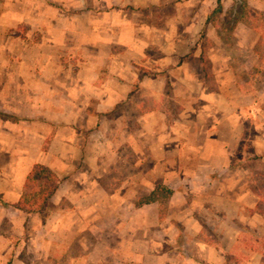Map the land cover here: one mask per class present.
<instances>
[{"label": "rangeland", "instance_id": "1", "mask_svg": "<svg viewBox=\"0 0 264 264\" xmlns=\"http://www.w3.org/2000/svg\"><path fill=\"white\" fill-rule=\"evenodd\" d=\"M103 2L80 0L70 6L51 2L65 18L82 11L99 16L95 30L103 36L101 42L107 43L102 51L101 45L95 46L96 38L88 41L83 26H70L61 34L60 25L53 33L39 31L37 35L30 33L31 25L0 24V109L30 119L17 123L0 119V200L5 191L15 197L26 168L38 160L68 168L86 184L85 192H92L96 185L89 182L98 179L107 191L119 194L103 205L99 219L94 207L85 217L78 210L71 217L69 213L80 203L66 200L50 207L44 223L38 213L27 214L11 201L7 207L0 203V264H11L17 257L22 260L19 264H80L88 262L97 238L114 241L117 231L104 229L112 224L111 205L121 200V192L136 193L137 200L154 187L153 182L142 183L147 179L141 174L131 176L133 170L147 171L146 163L144 168V162L136 167L135 162L148 155L146 151L159 135H165L168 142L180 135V155L186 162L194 161V166L181 171L196 176L186 190L188 203L203 224L205 219L217 224V207L226 203L231 220L243 223L241 213L258 211L264 228V0H221L223 11L206 26L205 37L202 28L216 0ZM0 22H4L1 13ZM106 50L122 54L123 61L108 59L101 65L112 73L106 67L99 74L88 69L80 73L83 65L91 67L95 56L103 57ZM123 65L127 72L115 73ZM117 74L129 79V99L114 106L101 127L77 128L72 134L81 143L91 133L90 141L107 150L97 163L101 172L87 171L86 162L74 149L64 153L52 147L47 152L52 136L45 137V129L52 124L56 132L66 135L68 130L58 118L83 108L86 99L81 87L91 82L100 90L99 82L119 84L111 78ZM49 109L58 123L43 115ZM112 112L123 117L107 119ZM93 148L86 153L90 162H95L97 147ZM73 165L77 167L72 169ZM79 169L82 174H77ZM221 177L225 181L214 182ZM156 202L161 217L166 215L169 198ZM84 206L86 201L81 202ZM96 224L103 226L99 234L90 230Z\"/></svg>", "mask_w": 264, "mask_h": 264}, {"label": "crops", "instance_id": "2", "mask_svg": "<svg viewBox=\"0 0 264 264\" xmlns=\"http://www.w3.org/2000/svg\"><path fill=\"white\" fill-rule=\"evenodd\" d=\"M50 1H64L65 3L63 4L65 6H70L76 5L80 0L0 1V13L4 19V22H0V24L31 25L30 33H37V35L39 31L42 33H49V31L53 33L60 25L64 28V30L60 31L61 34L66 33L67 29L70 30V26L74 25L75 28L83 26L82 29L84 33L87 34L86 38L89 37L88 41L93 42L95 40L94 38H96L94 41L96 42L95 46L98 47V45H101V51L105 49L107 43L104 45V43L101 42L103 36H101V33L97 32V29L95 30V24L101 21L99 16H94L88 13L89 11H82L71 17L68 16L65 18L63 14L57 12L56 9L52 7ZM102 1H105L103 3L107 5H112L116 2L119 4L121 0ZM121 5L125 4L122 3ZM66 23L68 25H66ZM107 41L113 42L114 40L107 39ZM38 45L42 46V44ZM110 45L112 46V44ZM95 59L91 67L83 65L80 73L86 71V69H88V71H93V73L95 72V74L103 73L106 71V69L103 68L106 66L101 67L104 61L108 59L112 61H116L117 59L123 61L122 54L114 53L113 50H106L103 57L96 55ZM106 68L108 69V66ZM115 69V73H121L122 71L127 72V68L124 67V65ZM108 70L112 73L110 69ZM43 71L47 72V68ZM111 78H117L120 83H115V85L112 86H104L105 84L99 82L102 86L100 90L91 82H89L90 84L85 83L81 87L84 91L82 92L81 90V93H83L84 99L86 100L81 103L83 108L80 112L77 114L69 113L64 115L63 118L58 116V122H64V127H60L68 130V132H65L66 135L56 132V126L52 124L49 125L48 129H45L44 136H52L49 142L50 147L47 149V152L52 147L64 153H68L69 150L74 149L73 151L79 152L80 157L86 162L87 166L85 168H87V171L88 169H94L96 173L97 171L101 172L99 170L100 166L97 163L98 160H102L107 150H104L99 144L97 145V141L95 143L90 141L91 133H89V136H87L85 140L80 136L81 139H83L81 143L74 141L72 139V134L74 131H77V128H90L92 126L95 129L97 126L101 127L103 119L108 116V113L113 110L114 106L119 103H125L129 99L130 88L129 84L126 83L129 79L126 77L124 79L121 78L120 74L112 75ZM95 79L98 80V78ZM92 108L95 112L92 111ZM47 112L48 114H46ZM52 113V110L49 109L43 112V115L46 117L49 115L50 118L48 117L47 119L51 123H58L51 118L53 117L51 116ZM116 114L117 113L112 112L107 119L116 120V117L119 116ZM120 116L123 117V115ZM150 116L151 115H149V117ZM28 120L30 119L27 118V120L21 121ZM88 122H91V125ZM79 132L82 131L79 130ZM148 132L151 133L150 130ZM164 136L159 135L158 140L150 145L149 151H146L148 155H144L137 163L135 162V167L144 162L143 167L145 168L147 164V168H145L147 171L136 172L133 170L131 179H134L138 173L137 175L141 174L147 179L141 181L142 183L147 184L153 182L152 185L154 187L158 182L165 183V185H169V182L170 184L175 183L176 187L172 185L168 186L173 190L172 195L169 197V202L171 203L169 212L161 217L158 202L155 201L137 207L134 204L136 193L129 192V194H126L121 192V196H119L121 200H117L119 203L116 204L117 201H115L111 205L110 214L112 216V224L104 228L111 229L114 232L117 231L115 240L110 242L97 238V240L91 244L92 251L91 253L89 252L87 258L88 262H81L80 264H264V228L262 226V221H260V218L258 219V217L262 215L258 211L253 212L252 215H245L240 212L241 218H245L243 223H240L238 220L233 221L231 220L232 215H230L229 212V205L221 203L220 205L217 204L218 207L216 206L218 211L217 224H212L211 220L209 221L207 219H205L206 224H203L194 214V210L191 208L192 206L188 203L189 193L186 190L187 185L195 183L196 176H191V174L181 171L194 166V161L188 160L186 162V157L182 156V154L180 155L183 140L180 135L175 138L173 137L174 142H168V139H163ZM94 145L97 147L95 150V162H90L86 153H91V151L95 149L93 148ZM153 145L156 146V149L152 147ZM40 149L41 146H39V150ZM210 158L213 157H208L209 160ZM35 163H41L47 166L61 179L58 189L50 198L52 205H57L62 200H66L75 205L76 203L77 205L80 203V206L72 209L73 213H69L71 217H74L77 210L81 218L85 217L86 213L94 207L93 213H95L96 218L99 219L103 216V212H99L100 209L103 208V205L108 206V203L114 201L116 196L119 195L118 191H107L104 183L98 179H96L95 182H89L93 186L96 185L95 189L93 191L91 190L92 192L90 193L85 192L84 190H86V187L84 185L86 184L84 183L82 185V180L77 178L70 170L68 171V168L62 170V168L53 167L50 163L38 160L29 164L26 168L23 175L24 178L21 180L19 190L16 192L15 197H12L10 193L5 191L2 201L5 203L7 201L15 203L19 200L23 192L25 178ZM73 166L72 169L77 167V165ZM81 171L82 169H79L77 174H82L83 172ZM98 175H104V173ZM208 180L209 179H205V181ZM223 181H225V178L222 177L214 180L215 183ZM141 182L138 184H141ZM131 183L137 184L132 180ZM154 187H150L149 191H152ZM85 201L88 210L86 206L81 208V202ZM7 206L8 204L6 207ZM54 213L55 212H53L51 216H54ZM221 221L225 225L223 228H220ZM226 221L231 222L233 227H227ZM93 227L95 228H90V230L95 234H99L100 231H103V226H98L96 224V226ZM48 228V226H44L45 230ZM92 253H95V256ZM19 262L22 263V260L17 257L15 260L13 259L11 264H19Z\"/></svg>", "mask_w": 264, "mask_h": 264}, {"label": "trees", "instance_id": "3", "mask_svg": "<svg viewBox=\"0 0 264 264\" xmlns=\"http://www.w3.org/2000/svg\"><path fill=\"white\" fill-rule=\"evenodd\" d=\"M217 4L207 16L204 26L202 28V37H205L206 26L212 21V19L222 13L223 6L221 0H216ZM244 8H242L243 10ZM240 15V14H239ZM235 16H238L236 13ZM0 119L11 122H19L21 120H27L25 117L13 114L8 111L0 109ZM61 179L57 174L41 163H35L28 172L21 197L14 203V208L24 211L27 214L38 213L41 216V221L44 223L46 217L49 214V209L52 206L50 198L58 189ZM173 193V190L164 184H157L155 188L149 193H145L135 200V206L139 207L144 204L152 203L160 198H169ZM1 205L7 204L0 200Z\"/></svg>", "mask_w": 264, "mask_h": 264}]
</instances>
